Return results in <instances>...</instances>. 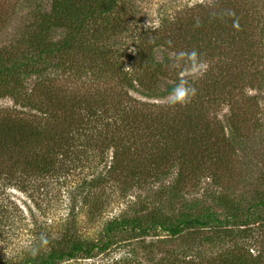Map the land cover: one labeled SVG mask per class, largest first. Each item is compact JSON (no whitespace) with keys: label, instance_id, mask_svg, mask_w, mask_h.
Here are the masks:
<instances>
[{"label":"rangeland","instance_id":"rangeland-1","mask_svg":"<svg viewBox=\"0 0 264 264\" xmlns=\"http://www.w3.org/2000/svg\"><path fill=\"white\" fill-rule=\"evenodd\" d=\"M53 4L0 0V51L13 55L7 50L12 45L23 49L24 42H32L43 22L51 21ZM94 18L81 39L71 41L69 52L56 59L46 56L43 74L19 82L17 96L21 100L41 90L73 95L87 111L97 107L110 118L128 112L125 126L113 133L111 119L103 116L71 140L55 119L19 108L13 98L0 99V117H35L41 127H56L54 142L80 141L87 153L82 156L86 177L111 172L115 152L120 168L99 182L86 205L85 194H70L62 177L49 179L32 198L0 181V208L8 207L11 223L0 230V240L9 238L8 245L0 243L4 259L23 257L15 255L14 240L23 250L36 246L40 224L55 234L58 227L74 226L81 238L98 241L105 240V225L124 216L172 218L214 211L225 222L227 211L219 207L224 203L244 220L264 200V0H117L110 15ZM62 25L46 42L69 37L71 24ZM192 50L205 68L184 76L182 67L173 66L174 54ZM110 68L121 76H109ZM181 78L197 93L183 106H170L166 85L173 87ZM69 183L68 189L80 185L75 177ZM72 198L79 202L69 214ZM40 203L46 205L42 212L33 208ZM120 234H110L105 252L61 264H239V258L264 264V219L243 226L213 223L178 238L161 231L136 240Z\"/></svg>","mask_w":264,"mask_h":264},{"label":"trees","instance_id":"trees-1","mask_svg":"<svg viewBox=\"0 0 264 264\" xmlns=\"http://www.w3.org/2000/svg\"><path fill=\"white\" fill-rule=\"evenodd\" d=\"M94 6H98L99 10H96ZM53 8L54 15L51 21L47 19L43 22L42 27H39V32L34 35L32 42H24V51V48L22 49L17 45H12L7 49L12 50L13 55L5 56V52L0 51V99L13 98L19 108L36 111L40 117H49V120H51L50 118L55 119L54 121L61 124L60 127L68 132L72 140V138H75L74 135L88 132L86 129L91 128L92 120L101 121V118L108 114L101 112L97 107L87 111L85 107L78 105L77 99H74L77 97L73 95L65 97L62 94L56 96L57 94L53 92L44 94L43 90L36 95L35 92H32L19 100L17 96V94H20L17 90L19 89V82L24 77L31 79V76L43 74L44 70L40 67L43 59L46 56L56 59L57 56H63L62 53L69 52V48L73 44H71V41L81 39L80 36L84 32L87 21L95 16L99 19L110 15L117 8V0H54ZM216 19L218 18L216 17ZM62 22L69 23L72 26L69 37L60 41L51 40L46 42L48 35L55 28L63 26ZM197 34L199 35V32ZM16 54L19 55V58ZM150 64L152 66L153 63ZM37 69H40V71ZM110 70L109 76L111 77L117 78L122 74V71L119 72L113 68H110ZM152 85L154 86L153 83ZM128 86L130 89L135 88L131 82H128ZM138 86L142 85L139 84ZM166 86L168 90L165 94H168L172 87L170 85ZM116 113L119 114L120 118L117 117V114H114L111 118L106 116L107 119H111L115 127L116 131H113V133H118L120 127L125 126V124L122 125L125 121L124 118L129 115L126 111ZM22 117L21 114L0 117V181L6 186L14 184L12 186L32 198L34 191L41 192L40 189L47 186L49 179L57 180V178L62 177L65 181L64 186L66 190H70V194L71 192L77 195L85 194L82 203L86 205L92 193L100 189L102 184H99V182H104L106 178L116 172L117 168H120L121 163L117 162L118 155L115 152L109 165L111 172H108L107 175L99 173L96 179L86 177L83 173L85 166L82 162V156H86L87 153L83 151V146L79 144V140H77L78 143L73 141L69 144H62L61 141L54 142L56 127H54L55 129L47 126L41 127L38 122H35L37 121L35 117L33 120L29 117ZM61 128L57 131L61 132ZM90 138L86 139L90 140ZM115 149L116 151L119 150L117 147ZM74 177L79 180L80 185L74 183L73 188L68 189L71 186L69 180L74 179ZM136 182H138L137 175L135 176ZM2 194L3 191L0 189V196ZM77 200L78 198H72L69 214H73L72 211L76 203L79 202ZM33 206L35 210L42 212L41 210L46 205L43 206L40 203ZM219 207L227 211L225 222L219 221L214 211L205 214H197L196 212L179 213L177 217L172 218L162 217L161 214L156 215L154 213V216L151 214L149 217L146 215H136L132 218L124 216L121 220L115 219L105 225L103 229L105 240L98 241L81 238L78 232L74 230V226L71 228L58 227L55 234L50 227L44 228L40 224V226H37L38 242L40 243L42 234L46 235L49 239L48 246L41 250L38 255L32 256L29 248L23 250L20 240H14L12 249L16 252L15 255H23V257L17 261L13 257L11 259L0 257V264H61L76 260L78 257L90 259L93 254L103 253L109 248L110 234L115 231L131 235L132 238L130 239L135 240L141 239V237H145L151 232L158 231L167 233L171 238H178L185 231L205 229L213 223L243 226L250 222L261 223L264 219L262 216L264 215V200L259 203L258 208H251L250 213L247 214L244 220H238L234 208L229 209L224 206V203ZM7 208H0V230L2 227L11 226V223L8 222V213L5 211ZM47 211L49 210H46L43 214ZM33 218L35 217L33 216ZM13 224L15 225V221ZM33 225L36 224L33 222ZM16 230L19 229L16 227ZM24 230L29 234L32 233L29 228L24 227ZM7 240H9L8 235L5 236V239L0 240V243H5ZM39 243L36 246H39ZM26 246L29 247L30 244L28 243ZM2 253L4 255L5 252L0 249V255ZM238 261L239 264H247L245 259L239 258Z\"/></svg>","mask_w":264,"mask_h":264},{"label":"clouds","instance_id":"clouds-1","mask_svg":"<svg viewBox=\"0 0 264 264\" xmlns=\"http://www.w3.org/2000/svg\"><path fill=\"white\" fill-rule=\"evenodd\" d=\"M228 15H235L234 13H228ZM234 26L236 23L234 22ZM171 44V42H169ZM134 51V49H131ZM174 67H182L183 75L195 74L201 72L205 68L204 62L199 58V53L196 50L192 51H180L174 54ZM131 68H126L125 71ZM197 93L195 87H193L189 81L185 78H181L171 90L168 92L166 100L170 106H183L187 104L192 97ZM49 244V239L46 235L40 236L39 246H33L29 249L32 256L39 254L41 250L46 248Z\"/></svg>","mask_w":264,"mask_h":264}]
</instances>
